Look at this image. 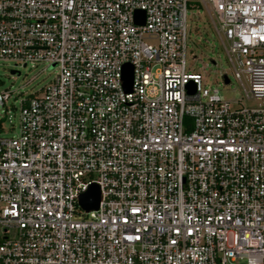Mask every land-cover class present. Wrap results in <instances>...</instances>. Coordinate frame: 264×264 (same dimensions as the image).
<instances>
[{"label":"built area","instance_id":"1","mask_svg":"<svg viewBox=\"0 0 264 264\" xmlns=\"http://www.w3.org/2000/svg\"><path fill=\"white\" fill-rule=\"evenodd\" d=\"M198 1L254 105L187 69L188 0H0V62L54 72L0 136V264H264V0Z\"/></svg>","mask_w":264,"mask_h":264},{"label":"rangeland","instance_id":"2","mask_svg":"<svg viewBox=\"0 0 264 264\" xmlns=\"http://www.w3.org/2000/svg\"><path fill=\"white\" fill-rule=\"evenodd\" d=\"M186 54L185 64L189 72L201 77L208 90H217L222 101H239L244 106L255 102L244 99L242 87L234 72L207 12L198 0H188L186 9ZM11 71L17 73L11 75ZM54 76L43 63L14 69L10 63L0 62V91H10L11 99L0 110V136H16L19 116V100L27 95H39ZM226 76L228 84L222 77ZM1 241V229H0Z\"/></svg>","mask_w":264,"mask_h":264},{"label":"water","instance_id":"3","mask_svg":"<svg viewBox=\"0 0 264 264\" xmlns=\"http://www.w3.org/2000/svg\"><path fill=\"white\" fill-rule=\"evenodd\" d=\"M135 22L137 24L143 23V13L137 12L135 14ZM11 75L16 74L14 71L10 72ZM223 83L228 84L229 81L226 76L222 77ZM122 82L124 91H129L132 84V67L125 65L123 68ZM100 201L99 190L96 186H91L89 190L82 194L79 198V205L85 211L96 210Z\"/></svg>","mask_w":264,"mask_h":264}]
</instances>
